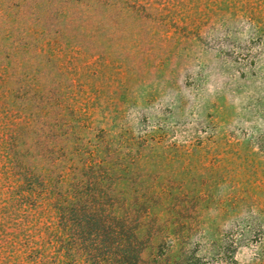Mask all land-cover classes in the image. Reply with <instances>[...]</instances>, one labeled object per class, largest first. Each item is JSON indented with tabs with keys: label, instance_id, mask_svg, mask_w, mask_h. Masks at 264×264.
<instances>
[{
	"label": "rangeland",
	"instance_id": "rangeland-1",
	"mask_svg": "<svg viewBox=\"0 0 264 264\" xmlns=\"http://www.w3.org/2000/svg\"><path fill=\"white\" fill-rule=\"evenodd\" d=\"M106 146L203 195L199 264H264V0H0V264H84L57 208Z\"/></svg>",
	"mask_w": 264,
	"mask_h": 264
},
{
	"label": "trees",
	"instance_id": "trees-1",
	"mask_svg": "<svg viewBox=\"0 0 264 264\" xmlns=\"http://www.w3.org/2000/svg\"><path fill=\"white\" fill-rule=\"evenodd\" d=\"M144 142H136L135 160ZM104 150L109 168L90 167L72 185L68 203L60 196L66 206L57 208L59 230L76 256H84V264H199L192 246L206 230L198 231L201 216L188 207L202 203L203 195L169 180L158 183L156 175L139 174L134 162H118Z\"/></svg>",
	"mask_w": 264,
	"mask_h": 264
}]
</instances>
